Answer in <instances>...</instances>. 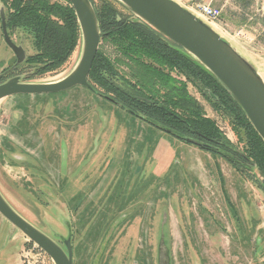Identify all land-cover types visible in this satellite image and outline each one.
<instances>
[{
	"label": "rangeland",
	"instance_id": "obj_1",
	"mask_svg": "<svg viewBox=\"0 0 264 264\" xmlns=\"http://www.w3.org/2000/svg\"><path fill=\"white\" fill-rule=\"evenodd\" d=\"M175 1L190 11L197 2L221 8L219 22L199 17L264 79L260 0ZM2 10L7 12L0 0L4 82L15 77L21 82H54L76 67L83 37L65 62L36 71L37 64L26 62L36 55L30 39L19 28H7L26 52L25 61L17 65L4 40ZM240 29L251 41L236 36ZM98 52L129 76L128 60L120 58L109 41H100ZM118 60L125 61L124 66ZM171 75L186 84L228 149L219 147L215 153L177 139L84 87L0 101V191L65 250L71 240L74 264H264V192L259 187L264 177L240 156L245 147L239 124L216 111L178 70ZM0 264L55 263L0 214Z\"/></svg>",
	"mask_w": 264,
	"mask_h": 264
},
{
	"label": "trees",
	"instance_id": "obj_2",
	"mask_svg": "<svg viewBox=\"0 0 264 264\" xmlns=\"http://www.w3.org/2000/svg\"><path fill=\"white\" fill-rule=\"evenodd\" d=\"M2 1L7 9V28H19L33 45L36 55L26 62L37 64L36 71L62 64L77 47L82 34L69 0L66 5L51 0ZM91 2L99 20L101 41H109L117 55L128 60L130 70L129 77L98 52L89 75L94 91L113 94L111 98L127 112L140 115L177 139L187 141L188 135H194L214 144L216 147L210 146L212 152L220 151L219 147L228 149L222 143V132L204 117L186 84L172 77L171 73L178 70L196 85L216 111L235 118L245 147L240 156L244 164L257 167L264 177V141L218 80L199 61L134 16L118 0ZM232 159L240 164L243 161ZM250 180L259 184L255 178ZM259 187L264 192V185Z\"/></svg>",
	"mask_w": 264,
	"mask_h": 264
},
{
	"label": "water",
	"instance_id": "obj_3",
	"mask_svg": "<svg viewBox=\"0 0 264 264\" xmlns=\"http://www.w3.org/2000/svg\"><path fill=\"white\" fill-rule=\"evenodd\" d=\"M75 10L83 37V52L76 67L64 78L47 83L21 82L18 77L0 84V101L15 95H44L75 87L93 89L89 83L97 56L101 29L91 0H69ZM142 20L199 61L243 109L250 123L264 141V79L257 68L215 27L175 0H118ZM4 40L14 52L17 65L26 59L23 47L16 45L7 30L5 12L1 11ZM1 79V76H0ZM188 142L205 146L193 139ZM210 149V147H207ZM0 214L24 236L45 252L55 264H74L71 240L66 250L53 238L22 216L0 191Z\"/></svg>",
	"mask_w": 264,
	"mask_h": 264
},
{
	"label": "built area",
	"instance_id": "obj_4",
	"mask_svg": "<svg viewBox=\"0 0 264 264\" xmlns=\"http://www.w3.org/2000/svg\"><path fill=\"white\" fill-rule=\"evenodd\" d=\"M191 8L194 10L193 12L198 16H201L212 23L219 22L223 13V10L221 8L214 7L211 4H205L202 2L194 3ZM236 34V36L241 40H244L246 42L251 41L249 34L242 29H240Z\"/></svg>",
	"mask_w": 264,
	"mask_h": 264
},
{
	"label": "flooded vegetation",
	"instance_id": "obj_5",
	"mask_svg": "<svg viewBox=\"0 0 264 264\" xmlns=\"http://www.w3.org/2000/svg\"><path fill=\"white\" fill-rule=\"evenodd\" d=\"M20 65V64H19ZM2 83H4V81H3V79H2V77H1V79H0V84H2ZM90 83V82H89ZM92 86V85H91ZM93 87V86H92ZM88 89V88H87ZM89 90H91L93 93H95V94H97L98 96H101V97H104V98H106L109 102H112V103H114L116 106H118V107H120V109H122V110H124V111H126L124 108H122L120 105H118L114 100H112L111 98H108L106 95H104V94H101V93H98V92H95L94 90V88L93 89H89ZM132 115V114H131ZM136 118H138L139 119V117H137V115H136ZM165 133H167V134H169L168 132H166V131H164ZM194 140V139H193ZM195 141H197V142H200V141H198V140H195ZM201 144H203L202 142H200ZM205 147H210L209 145H207V144H203Z\"/></svg>",
	"mask_w": 264,
	"mask_h": 264
},
{
	"label": "crops",
	"instance_id": "obj_6",
	"mask_svg": "<svg viewBox=\"0 0 264 264\" xmlns=\"http://www.w3.org/2000/svg\"><path fill=\"white\" fill-rule=\"evenodd\" d=\"M252 6L253 4L251 5V8ZM260 11H261V15L257 22L261 25V27L264 28V0H260Z\"/></svg>",
	"mask_w": 264,
	"mask_h": 264
}]
</instances>
